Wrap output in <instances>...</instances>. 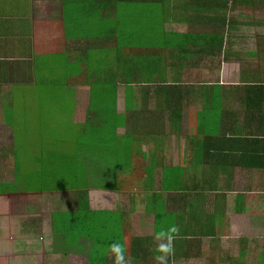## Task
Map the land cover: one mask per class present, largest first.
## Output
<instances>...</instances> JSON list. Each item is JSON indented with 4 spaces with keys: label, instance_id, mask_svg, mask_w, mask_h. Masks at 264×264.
Instances as JSON below:
<instances>
[{
    "label": "crops",
    "instance_id": "1",
    "mask_svg": "<svg viewBox=\"0 0 264 264\" xmlns=\"http://www.w3.org/2000/svg\"><path fill=\"white\" fill-rule=\"evenodd\" d=\"M120 1L0 0V264H55L56 254L67 264H122L130 258L133 264H153L156 259L165 260L163 264H264V90L251 89L264 84L258 64L264 62V48L259 42L235 46L212 40L221 34L215 25L216 11L221 12L215 9L218 0H181L179 20L171 10L176 7L169 5V11L167 0H159L163 21L157 40L164 47L151 54L140 39L123 38L124 26L114 28L115 18L107 8L116 5L120 15L126 9L121 5L128 3ZM203 4L208 5L205 12ZM205 15L210 21L204 26ZM60 24L70 30L53 28ZM106 27L115 33H106ZM92 49L106 51L100 53L94 74V66L87 65ZM55 53L62 55L68 69L75 67L73 60L78 63V72L65 78L70 87L62 89L55 76L38 78V59ZM164 61L169 64L161 67ZM220 61L235 72L232 84H225ZM126 67L134 75L125 74ZM92 82L99 83L101 91L93 92ZM156 82H179L182 89L160 94ZM109 83L114 90L108 89ZM216 84H222L221 90H214ZM130 85H136V91ZM95 95L112 101L116 117L125 119L137 111L135 124L116 127L117 135L147 130L133 142L131 153L136 156L123 159L116 169L117 178H133L132 183H122L125 187L119 190L88 188L86 195L77 188L27 186L22 179L27 163L16 152V115L42 116L41 131L58 129L47 116L60 114L62 99L71 102L75 115L69 141L74 154L50 153L54 171L50 166L44 171L45 160L38 161L39 156L36 179L59 180L61 162L69 167L83 161L90 162L89 178L107 177L106 157L95 143L107 132L104 103L96 108ZM171 99L178 100L176 110H181L175 116ZM18 106L20 112L14 115ZM83 141L96 150L83 151ZM96 161L99 168L91 166ZM72 191L76 193L71 196ZM64 193L62 201L68 205L62 209ZM110 209H116L127 228L128 252H113L115 243L107 240L103 245L109 252L101 262L97 251L93 253L97 240H68L57 226L56 217L72 213V236L87 217ZM111 253L126 259L121 262Z\"/></svg>",
    "mask_w": 264,
    "mask_h": 264
},
{
    "label": "rangeland",
    "instance_id": "2",
    "mask_svg": "<svg viewBox=\"0 0 264 264\" xmlns=\"http://www.w3.org/2000/svg\"><path fill=\"white\" fill-rule=\"evenodd\" d=\"M128 3L127 5H121L122 8H126L125 10L121 11V14L119 15V7H116V5L111 4V6L114 7L113 10L110 9L111 6L107 8V10H110L109 13L115 18L113 20V26L117 29L122 28L124 26L125 35L123 38L127 41L128 39L131 41V39H140L142 42V47H147L149 52L151 50V54H154V51L156 52V49L158 47H161V44L157 40V38H161V26L160 23L163 21L161 19L162 17V9L159 8V6H156L155 4H130V1L126 0ZM221 0H218L220 2ZM181 0H167L165 2L168 10L170 11V6L176 7L172 8V14L173 16H176V19H180V9L182 10L183 2L181 5L179 3ZM170 5V6H169ZM181 8L179 9V7ZM206 7L208 5L205 4L203 6L204 12ZM183 11V10H182ZM225 11V10H224ZM223 11V12H224ZM126 12V15H123ZM123 15V16H122ZM122 16V17H121ZM228 26L224 25L221 26L223 23L220 22V18H218L215 22L216 27H220L221 31L227 32V43L234 42L236 45H243L245 46L246 43L253 44L256 46L258 44L259 39L264 37V23L260 22V20H264V0H232L231 6L228 10ZM165 20V17H164ZM175 21V20H173ZM203 21V20H202ZM210 21V15H205L203 25H206V22ZM174 23H179V21H175ZM56 28L58 31H64V30H70L69 26L66 24H60L56 25ZM114 28L106 27V33H115ZM171 30H176L174 27L171 28ZM229 30V32L227 31ZM120 31V30H119ZM73 34L74 31H72ZM78 33V31H77ZM103 34V33H102ZM105 36V35H104ZM109 36V34H108ZM123 40V39H122ZM128 41V42H130ZM126 45L128 43L124 41ZM134 46V47H138ZM117 50L125 51L121 47H116ZM136 49V48H135ZM106 53V51L102 50H96L92 49V57L90 60V63L87 64L88 66L92 65L94 66L90 73H96L95 70H98L96 68V65L100 63V53ZM258 52H261V50H258ZM50 53L52 51L50 50ZM56 57H52L50 59H46L47 55L44 54L40 59H38V65H37V75L38 78L40 76H55L54 79L60 80L61 88L70 87L72 86L69 84L70 82H64L65 78L67 77V74L69 76L70 72H78L77 71V61L73 60L74 68L68 69V64H65L64 58L62 55L56 54ZM131 60H134L133 57L130 58ZM172 59V58H171ZM224 61H220L221 63V70L224 71L225 69V84H232L233 80V72L230 67H226L223 64ZM165 64H169L168 61H164V63L161 65V67ZM172 64V63H170ZM259 64V73L262 74V78L264 79V62L258 63ZM131 66V65H130ZM254 68V72L256 73L257 68ZM125 72V74H128L129 76L134 75V71L132 68L126 67L122 68ZM50 71H54V73H50ZM149 80H145L144 82H148ZM224 82V78H223ZM187 83V82H186ZM185 83V84H186ZM91 89L93 92H99L100 90V84H93V82L90 84ZM131 86V85H130ZM153 84L152 82L149 83V89L153 90ZM108 89L114 90V87L109 83ZM132 88H134L132 91H136V85H132ZM222 84H216V87L214 88L215 91L221 90ZM124 89V87L122 88ZM101 91V90H100ZM153 102V101H152ZM151 102L150 107H153V103ZM71 102H68L65 99H62V102L60 103V114L55 116H47V119L51 122H55L56 124H59L60 127L55 130H46L41 131L40 123H42L43 118L42 116L38 115H23L18 114L20 112L21 107H16V111L14 112L18 115H16V118L18 119V122L20 123V129L17 131V149L16 152L18 156H20L23 163H27L25 165L24 171L28 170L27 176H23V180L26 183L27 186H34L35 184H38V186H44L45 190H52L53 188L58 189V187H61L64 183L62 179H45V178H39L36 179V169H35V161L39 157V160H42L43 157L45 162L41 164L44 167V171L50 166V168L53 170V165L49 161V154L50 153H57V151L60 152L63 156H68V154H74V148L73 144L70 141L72 134L75 131V125H73V128L70 126V122L74 120L75 115L72 114L73 108L70 106ZM119 108V107H117ZM121 111H123V107H121ZM209 117L213 118L212 113H209ZM35 118V119H34ZM34 119V121H31ZM85 131V130H84ZM23 134V135H22ZM85 139L88 141V137H85ZM60 144V146H59ZM82 144L83 151L91 152L96 150V147H86L84 144V141ZM55 146V147H54ZM57 146H59L57 148ZM36 161V163L38 162ZM63 163V162H61ZM94 165V163L91 164V166ZM55 166V165H54ZM85 168H88L85 167ZM57 170V169H56ZM90 170V168H89ZM54 171V170H53ZM123 180V179H122ZM30 183V184H28ZM94 183V182H92ZM122 182H116L112 185H122ZM67 192V191H66ZM77 193L80 191L76 190ZM75 191L70 192V195H74L76 193ZM66 195V193L61 194V208L64 209V205H68L67 203H64L62 201L63 197ZM47 198V197H46ZM52 197L49 198L51 200ZM116 206V205H115ZM113 210V209H110ZM115 210L100 214L95 213L94 215H91L87 217L88 222L82 223L78 227L80 229H76L72 236L70 234V224H69V217L72 215V213L67 215H59L57 218V226L64 230L68 240L73 239H79L80 236H89L91 239H95L99 242V244L96 246V249L94 250V255L97 251V256H100V262L107 252H109L108 248L103 245V242L107 240H112L115 244L110 247V249L113 252H119V253H126L128 252V243H127V228L122 225V222L120 219L119 213L115 212ZM84 226V227H82ZM79 243V241H78ZM78 245V244H77ZM116 255L115 253H111ZM121 259V262L124 261L126 258H122L119 255H116ZM55 264H67L66 259L62 255H54ZM93 262V261H92ZM153 264H163L165 260H154ZM132 258L129 260H126L122 264H133ZM94 264H97L94 262ZM140 264V262L138 263Z\"/></svg>",
    "mask_w": 264,
    "mask_h": 264
},
{
    "label": "trees",
    "instance_id": "3",
    "mask_svg": "<svg viewBox=\"0 0 264 264\" xmlns=\"http://www.w3.org/2000/svg\"><path fill=\"white\" fill-rule=\"evenodd\" d=\"M116 2H121L120 0H115ZM131 3H140V4H152L151 2H153V4H155L156 6H158V2L160 3L159 0H128ZM231 2L232 0H221L220 2L216 1V10L219 9L221 10V12L216 11V20L218 18H220V22H222L223 24L221 26H228V10L229 7L231 6ZM203 6H205L203 4ZM210 9V7H209ZM208 9H205V11ZM211 10V9H210ZM225 10V11H224ZM224 11V12H223ZM260 22H264V20H260ZM227 32L226 31H221V34L218 36L215 35V37L212 38V40H214L215 42H219V43H224L225 41H227ZM181 38L183 36H180ZM206 38H208V36H206ZM166 39V38H164ZM162 42V41H161ZM259 44L261 48H264V37L259 39ZM164 47V44H161V48ZM182 84L179 82H173L172 84H167L164 82H156V89L158 92H160V94H162L163 92H167V93H174V92H178L179 90L182 89ZM255 86H252V90H264V84L263 83H257L254 84ZM115 87V86H114ZM180 99V98H179ZM131 102V100H129ZM170 105L173 107L172 108V113L173 116L176 115V113H181V110H176V103L178 100L177 99H171L170 100ZM112 101L108 100L107 98L104 99L103 96L100 95H95V97L93 96V100L92 103L95 104V107L98 105H104V116H102V118L105 119L106 124H105V128L107 130L106 135H105V139H102L98 142V140H96V146L98 147L97 150L99 153H101V155H104V157H106V159H104L105 162V166L107 168L106 171H108L107 173V177L104 178H89V174L88 172H86V168L89 164L88 163H83L80 162L76 165H71L69 167L63 165V163H61L62 167L59 171V175L62 177V181H64L63 185L61 186V188H77L78 190H82L84 192V195H86L87 193V189L88 188H94L96 186L101 187V188H106L107 190H119V188L121 187H125V185H112L115 184L116 182H122L126 185L131 184L133 181V178H125L123 180L119 179L116 177L117 175V167H119L121 164L124 163L123 159H129V157H133L136 156V153L133 152L131 153L133 150V142L134 140H138L139 137L138 135L140 133H147V130L145 128H139L132 131H128V135L127 136H119L116 134V127H130L133 126L135 124V122H133V118L135 117L134 113H137V111H135L133 113V115L130 117H125V119L123 117H116V115L114 114V112L112 113V108H114V104L111 103ZM108 103V113H106V106ZM179 103V102H177ZM169 104H167L168 106ZM97 106V107H98ZM92 107H94V105H92ZM96 107V108H97ZM132 107L130 106V109ZM144 113V112H142ZM140 114V113H138ZM146 122H148V117L147 120H145ZM137 123V122H136ZM99 139V138H98ZM131 153V154H130ZM62 160H64V158H61ZM98 164L93 165V167L95 168H99V166H101L100 161H96ZM94 182V183H92ZM132 187H129L128 189H131ZM147 254H145L146 256ZM147 259V258H146Z\"/></svg>",
    "mask_w": 264,
    "mask_h": 264
}]
</instances>
